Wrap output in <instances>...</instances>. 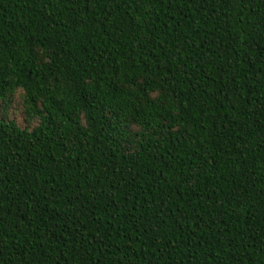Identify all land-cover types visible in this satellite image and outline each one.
<instances>
[{"label":"trees","instance_id":"16d2710c","mask_svg":"<svg viewBox=\"0 0 264 264\" xmlns=\"http://www.w3.org/2000/svg\"><path fill=\"white\" fill-rule=\"evenodd\" d=\"M0 264H264V0H0Z\"/></svg>","mask_w":264,"mask_h":264},{"label":"rangeland","instance_id":"374dc122","mask_svg":"<svg viewBox=\"0 0 264 264\" xmlns=\"http://www.w3.org/2000/svg\"><path fill=\"white\" fill-rule=\"evenodd\" d=\"M10 112L12 115H15L18 120L22 119L21 116V102L20 97L18 96L10 107Z\"/></svg>","mask_w":264,"mask_h":264}]
</instances>
